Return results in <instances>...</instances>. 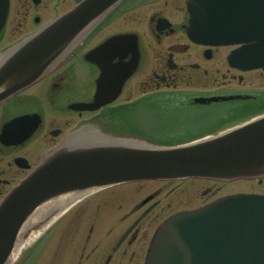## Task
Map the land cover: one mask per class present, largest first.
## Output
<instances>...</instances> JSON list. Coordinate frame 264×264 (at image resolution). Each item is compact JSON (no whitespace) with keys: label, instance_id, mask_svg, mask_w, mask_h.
Instances as JSON below:
<instances>
[{"label":"flooded vegetation","instance_id":"1","mask_svg":"<svg viewBox=\"0 0 264 264\" xmlns=\"http://www.w3.org/2000/svg\"><path fill=\"white\" fill-rule=\"evenodd\" d=\"M18 1L14 19L30 18L36 27L37 23L43 24V7L44 14L48 8L54 10L48 21L70 8L63 9L64 3L75 5L80 0ZM13 3L10 0L0 38L11 19ZM183 3L184 0H129L113 16L128 19L133 27L96 30L69 60L0 105V198L42 160L45 150L88 118L101 117L111 131L137 129L156 141L180 143L229 129L264 113V92L252 89L251 84L245 86V71L229 62V53L238 45L191 41L186 32L189 13ZM137 10L141 13L135 14ZM160 17H167L170 26L158 29ZM33 29H20L19 33ZM120 32L136 33L137 70L123 83L113 102L95 111L72 108L73 103L89 102L95 96L100 70L86 60V52ZM131 58L132 53L123 49L110 63H124ZM167 109L172 110L169 116L164 113ZM22 115L36 118L37 127L22 141L4 143L1 133L5 123ZM19 159L27 166L20 165ZM142 183H131L134 186L130 189L119 188L122 185L105 188L77 202L48 232V238L56 236L50 244L55 254L51 263L44 260L41 264H141L150 229L160 211L173 208L171 201L165 205L160 197L163 186L150 189ZM146 209L147 215L133 225ZM48 242L46 238L42 249ZM37 256L27 255L23 264H36Z\"/></svg>","mask_w":264,"mask_h":264},{"label":"water","instance_id":"2","mask_svg":"<svg viewBox=\"0 0 264 264\" xmlns=\"http://www.w3.org/2000/svg\"><path fill=\"white\" fill-rule=\"evenodd\" d=\"M120 1L84 0L4 53L0 101L41 77L75 36ZM203 1L211 0L192 1L191 9ZM217 1L218 7L202 11L208 15L198 8L192 10V37L216 43L254 41L253 53L264 63V0ZM7 10L8 0H0V30ZM207 17L214 19L206 26L210 31L198 34L205 28L202 18ZM217 18H221L220 24ZM243 31L247 35H241ZM104 92L100 86L98 102L88 107L106 101ZM90 125L72 132L52 149L1 202L0 264H8L13 248L31 230L50 224L94 189L149 178L230 179L264 174V116L219 136L176 146H161L143 135L123 136ZM57 200L41 220L30 224L39 207ZM145 264H264V195H227L173 215L156 231Z\"/></svg>","mask_w":264,"mask_h":264},{"label":"rangeland","instance_id":"3","mask_svg":"<svg viewBox=\"0 0 264 264\" xmlns=\"http://www.w3.org/2000/svg\"><path fill=\"white\" fill-rule=\"evenodd\" d=\"M16 2H20V1L14 0L11 19L8 22L9 24L6 28V32L3 39L0 40V47L6 46L8 43L16 40L18 36L21 35V33H19L20 29L24 31L33 28V24L30 18H27V20L14 19L16 14V5H15ZM72 6L73 3H64L63 9H67V7H72ZM44 12L45 9L43 7L42 8L43 17L41 18V23L46 22L47 19H49L53 15L54 10L52 8H48L46 14H44ZM137 12L141 13L139 10H137L135 14H137ZM23 15L24 14H22L20 17L22 18ZM20 23L23 25L18 26V24ZM129 27H133V25L129 22L128 19L118 18L106 24V26L103 28V31L109 32V30H120L122 28H129ZM242 74L244 75L245 78L243 81L244 83H246L245 86H247V84H251L252 89L254 88L257 91H264V70L245 72ZM243 86H238V87L243 88ZM170 111L172 110L167 109L166 111H164L165 115L169 116L171 113ZM142 185H145L150 189L163 186L162 187L163 192L160 193V197L163 199V203L165 205L167 204V202L171 201L173 207L172 209L166 210L164 212L160 211V216L155 220L153 226L151 227L149 236L155 229L156 225L164 217H166L168 214L172 213L173 211L183 208H194L208 201H211L220 195L227 193L238 192V191L264 192V181L263 183L260 184L257 181L251 179H238L231 182H220V181H211V180H203V179H185V180H176L166 183L162 181H146L143 182ZM132 186L134 185L129 184L121 187V189L122 188L130 189L132 188ZM209 188L210 190H208ZM55 237L56 236L52 235V237L49 238L50 239L49 242L46 243L48 246H46L45 244L42 251L40 250V248L35 251L34 254L39 253L38 256L35 258L36 264H41L44 260H46V262L51 263L50 259H52L55 253L54 251L51 250L50 247L53 244V240L55 239ZM60 263L61 262L56 264H60Z\"/></svg>","mask_w":264,"mask_h":264},{"label":"bare ground","instance_id":"4","mask_svg":"<svg viewBox=\"0 0 264 264\" xmlns=\"http://www.w3.org/2000/svg\"><path fill=\"white\" fill-rule=\"evenodd\" d=\"M72 195V194H71ZM66 196H69L68 194L67 195H65V196H63L61 199H64V197H66ZM56 202H59L58 200L57 201H52V203H47V204H44V205H42L41 207H39V209L34 213V214H32V216H31V218H30V224H32V225H34V224H36L39 220H41V218H42V216H43V214L44 213H46L47 211H48V209H50L51 208V206L53 207V206H55L56 204ZM37 230H39V229H37ZM37 230H35V231H37ZM21 244H19L18 246H17V248L15 249L16 251H15V253L14 254H17V251H19V249H20V246Z\"/></svg>","mask_w":264,"mask_h":264}]
</instances>
